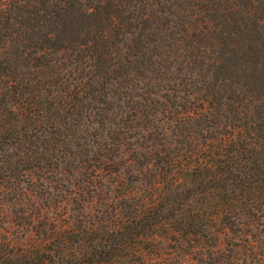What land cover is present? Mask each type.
I'll use <instances>...</instances> for the list:
<instances>
[{
    "label": "trees",
    "instance_id": "trees-1",
    "mask_svg": "<svg viewBox=\"0 0 264 264\" xmlns=\"http://www.w3.org/2000/svg\"><path fill=\"white\" fill-rule=\"evenodd\" d=\"M250 219L264 0H0V264H158L164 225L239 264L219 236Z\"/></svg>",
    "mask_w": 264,
    "mask_h": 264
},
{
    "label": "rangeland",
    "instance_id": "rangeland-1",
    "mask_svg": "<svg viewBox=\"0 0 264 264\" xmlns=\"http://www.w3.org/2000/svg\"><path fill=\"white\" fill-rule=\"evenodd\" d=\"M29 191L32 194H35L33 191H38V188H36L33 185L28 186ZM28 191V195L30 192ZM38 194V192H37ZM38 196L39 199H37L38 203L40 204V209L48 208V205H50L49 198ZM36 204V205H37ZM60 207L55 210L54 208H50V212L52 215L54 213H58L63 211V207L65 206V202H63ZM264 220H246L245 223L238 224L233 223L231 227L236 229V232L234 234L230 232H224L219 236L220 242L219 245L221 251L224 252V254L233 255L235 258L239 257L240 260L238 261L239 264H260L259 261V254L258 252L254 254L248 247L249 244L251 245V241H255L257 245L264 246ZM5 226L9 229V231L14 233V236L17 237V239H20L21 237L27 236L28 233L24 231L22 228H19V226L14 224H5ZM222 227V225L218 222L214 224V229L219 230ZM168 227L164 225L162 228H159L156 233L159 235L157 237V240L159 243H155L154 245H150L148 248V254L151 257H154L157 259L158 264H219L216 261H213L216 257L219 255H215L211 253L210 250H208L206 253L213 254V259L209 261L207 254L201 255L199 252L194 251L195 248H191L192 243L187 244L186 242H179L176 243L173 240L166 241V238L164 236L166 235V229ZM226 233V234H225ZM225 234V235H224ZM241 235L242 237H240ZM241 238V239H240ZM188 241V240H187ZM195 247V246H194ZM211 249V248H209ZM250 256L251 258L248 259L247 257ZM253 258H255L253 260ZM258 260V261H257ZM236 263V262H235Z\"/></svg>",
    "mask_w": 264,
    "mask_h": 264
}]
</instances>
